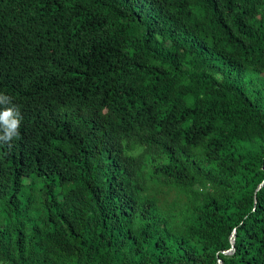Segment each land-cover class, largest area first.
I'll return each instance as SVG.
<instances>
[{"label":"trees","instance_id":"trees-1","mask_svg":"<svg viewBox=\"0 0 264 264\" xmlns=\"http://www.w3.org/2000/svg\"><path fill=\"white\" fill-rule=\"evenodd\" d=\"M0 93V264H264V0H0Z\"/></svg>","mask_w":264,"mask_h":264},{"label":"clouds","instance_id":"clouds-1","mask_svg":"<svg viewBox=\"0 0 264 264\" xmlns=\"http://www.w3.org/2000/svg\"><path fill=\"white\" fill-rule=\"evenodd\" d=\"M23 117L18 105L7 94L0 93V145L11 146L21 136Z\"/></svg>","mask_w":264,"mask_h":264},{"label":"water","instance_id":"water-1","mask_svg":"<svg viewBox=\"0 0 264 264\" xmlns=\"http://www.w3.org/2000/svg\"><path fill=\"white\" fill-rule=\"evenodd\" d=\"M234 239H235V234H232V236H231V248L228 250H225L224 253L229 254L232 252V250L234 248ZM218 264H221V260H219Z\"/></svg>","mask_w":264,"mask_h":264}]
</instances>
